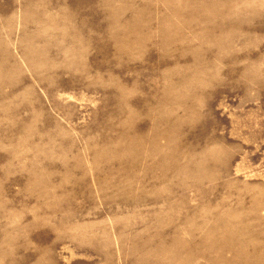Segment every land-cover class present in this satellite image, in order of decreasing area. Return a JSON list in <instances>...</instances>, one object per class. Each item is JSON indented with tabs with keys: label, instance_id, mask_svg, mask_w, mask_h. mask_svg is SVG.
Instances as JSON below:
<instances>
[{
	"label": "rangeland",
	"instance_id": "rangeland-1",
	"mask_svg": "<svg viewBox=\"0 0 264 264\" xmlns=\"http://www.w3.org/2000/svg\"><path fill=\"white\" fill-rule=\"evenodd\" d=\"M0 264H264V0H0Z\"/></svg>",
	"mask_w": 264,
	"mask_h": 264
}]
</instances>
